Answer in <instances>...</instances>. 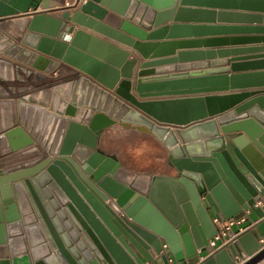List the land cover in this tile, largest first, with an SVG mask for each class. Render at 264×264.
Returning a JSON list of instances; mask_svg holds the SVG:
<instances>
[{"label":"water","instance_id":"95a60500","mask_svg":"<svg viewBox=\"0 0 264 264\" xmlns=\"http://www.w3.org/2000/svg\"><path fill=\"white\" fill-rule=\"evenodd\" d=\"M186 1L114 0L125 18L118 27L70 8L61 17L34 11L0 19V91L11 95L0 97V264H172V256L177 264H264L256 225L201 255L217 232L212 214L264 216L256 205L264 203V89L221 93L264 87V68L236 69L264 63V45L220 51L237 57L217 66L160 67L176 61L154 59L174 43L143 40L189 26L145 34L142 28L153 26L131 23L143 12L234 14ZM226 3L238 0H221V7ZM21 18L23 33L15 27ZM251 31L264 33V26ZM118 44L149 60L135 85L149 99L131 93L138 60ZM35 56L58 75L35 76ZM69 73L75 79L64 80ZM47 81L56 83L31 91ZM118 122L155 133L171 151L177 177L130 171L97 150L101 131ZM192 124L206 138V155L194 154Z\"/></svg>","mask_w":264,"mask_h":264},{"label":"crops","instance_id":"0c3cea01","mask_svg":"<svg viewBox=\"0 0 264 264\" xmlns=\"http://www.w3.org/2000/svg\"><path fill=\"white\" fill-rule=\"evenodd\" d=\"M239 2L240 1L238 0V3H226V5L221 7V0H189L186 1L185 5L189 8L230 11L234 14L220 17L216 14L213 16L208 13H185L178 16L177 11L171 15L160 14L161 12H159V14H148L143 12L140 17V22L131 23L140 28H142V24L153 26L152 30L142 28L145 31V34L157 32L166 25L173 26L179 24L189 26V28L176 29H172L171 27V29H167L164 32L154 35L153 39L149 41L143 40L144 43H174L172 50L160 52L159 57L157 56V58L154 59L175 58L176 61L173 64L160 67L185 65L189 63L192 65L198 64L194 66L195 68L201 66L199 63H206L201 67L217 66L221 65L225 59L237 57L232 53L227 54L226 52L227 56L222 55L225 53H220V51L264 45V42L261 41H251V38L264 36V33L251 31L253 27L264 26L263 3L252 2L246 5L242 4V1ZM113 5H115L114 0H0V19H9L19 15L32 13L34 11H46L48 15L61 17L66 12V8H70L72 12L80 10L100 21L118 27L125 18L114 10ZM255 15H261V18ZM25 20V18H21L15 24V27L22 33L26 30ZM77 27L79 26L77 25ZM86 30L91 31L89 29ZM118 45L131 51L129 59L135 58L138 60L133 69V77L131 78L133 82L131 93L136 95L140 100L149 99L140 97L135 86L138 77L137 72L141 63L149 60L144 58L137 50L131 47L121 44ZM36 53L46 59H51L56 63L61 62L62 64L71 67L67 63L51 56L50 54H44L38 51ZM179 53H189L190 56L186 59H182L179 57ZM243 53L245 52L238 53V55L245 56ZM241 62L244 63V61ZM37 63L38 61L35 56V70H33L35 76L47 77L49 74L53 76L58 75L59 68H57L58 70L56 69L53 71L46 68L44 65ZM21 65V67L25 66L23 61ZM28 67H30V64ZM263 68L264 63L243 64V66L236 67V69H238L237 72L256 71L257 69ZM233 72L232 69L231 73ZM63 79L67 81L75 79V75L73 76L69 73ZM54 83L56 82L47 81L35 84L31 91L37 92L43 88L54 86ZM263 89L264 87L241 88L221 93L259 91ZM10 96L11 95L0 91L1 98H8ZM192 128L194 154H208L206 138L203 136V132L201 129H196L193 124ZM97 150L108 156H114L116 160L120 161L121 164L130 171L167 177H177L179 173L171 163L172 154L168 146L155 133L143 125L118 122L103 129L99 135ZM256 205L262 206L264 209V203L257 202ZM212 215L213 218L216 216L215 214ZM245 217L250 227L253 228L256 225L253 231L264 237V216L261 217L254 211H247ZM205 254L206 252L201 253V255ZM171 260L172 264H177L174 256H172Z\"/></svg>","mask_w":264,"mask_h":264},{"label":"built area","instance_id":"2783aa9c","mask_svg":"<svg viewBox=\"0 0 264 264\" xmlns=\"http://www.w3.org/2000/svg\"><path fill=\"white\" fill-rule=\"evenodd\" d=\"M214 222L217 226L216 234L209 239L210 250L206 252V255L214 254L218 249L228 244L237 235L244 232L246 229L252 228L248 225V221L245 216L230 218L223 220L220 216L214 217ZM233 230V235H229V231ZM260 243L264 246V237H261ZM164 249H167V245L164 243ZM245 259V258H244ZM243 260H238L236 264H241Z\"/></svg>","mask_w":264,"mask_h":264},{"label":"bare ground","instance_id":"6f19581e","mask_svg":"<svg viewBox=\"0 0 264 264\" xmlns=\"http://www.w3.org/2000/svg\"><path fill=\"white\" fill-rule=\"evenodd\" d=\"M187 1H189V0H187Z\"/></svg>","mask_w":264,"mask_h":264}]
</instances>
